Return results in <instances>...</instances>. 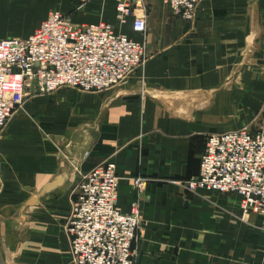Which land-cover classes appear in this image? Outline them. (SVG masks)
<instances>
[{
    "label": "crops",
    "instance_id": "0c3cea01",
    "mask_svg": "<svg viewBox=\"0 0 264 264\" xmlns=\"http://www.w3.org/2000/svg\"><path fill=\"white\" fill-rule=\"evenodd\" d=\"M144 4L141 33L134 17L119 26L116 0H0V40L27 39L58 11L110 24L147 52L117 86L27 94L15 111L0 134V264H73L65 226L83 176L108 160L120 211L142 213L137 264H264L263 214L186 188L209 135L264 126V0H205L194 23L164 0Z\"/></svg>",
    "mask_w": 264,
    "mask_h": 264
},
{
    "label": "built area",
    "instance_id": "2783aa9c",
    "mask_svg": "<svg viewBox=\"0 0 264 264\" xmlns=\"http://www.w3.org/2000/svg\"><path fill=\"white\" fill-rule=\"evenodd\" d=\"M204 1L164 0L174 16L189 23L197 21ZM116 2L119 26L134 17L135 31L145 33L146 19L135 16L144 0ZM146 61L145 44L112 25H77L58 11L49 12L29 38L0 40V134L27 94L107 90L125 82ZM120 181L113 160L83 176L65 226L73 264H137L132 247L144 221L137 203L126 213L120 211ZM145 185L144 178L134 181L139 193ZM186 188L238 196L244 213L264 215V126L209 135L199 174Z\"/></svg>",
    "mask_w": 264,
    "mask_h": 264
},
{
    "label": "rangeland",
    "instance_id": "374dc122",
    "mask_svg": "<svg viewBox=\"0 0 264 264\" xmlns=\"http://www.w3.org/2000/svg\"><path fill=\"white\" fill-rule=\"evenodd\" d=\"M15 36H13V35H11V38H14ZM223 195H225V194H223ZM227 195H229V194H227ZM256 213V212H255Z\"/></svg>",
    "mask_w": 264,
    "mask_h": 264
},
{
    "label": "water",
    "instance_id": "95a60500",
    "mask_svg": "<svg viewBox=\"0 0 264 264\" xmlns=\"http://www.w3.org/2000/svg\"><path fill=\"white\" fill-rule=\"evenodd\" d=\"M53 188V186H51V187H48V190H51Z\"/></svg>",
    "mask_w": 264,
    "mask_h": 264
}]
</instances>
